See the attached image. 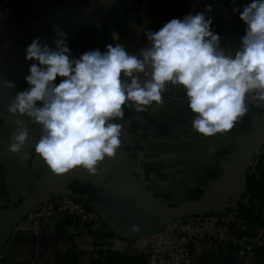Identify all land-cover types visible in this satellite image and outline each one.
I'll list each match as a JSON object with an SVG mask.
<instances>
[{"label": "clouds", "instance_id": "clouds-1", "mask_svg": "<svg viewBox=\"0 0 264 264\" xmlns=\"http://www.w3.org/2000/svg\"><path fill=\"white\" fill-rule=\"evenodd\" d=\"M231 4L245 25L234 51L222 46L213 27L212 4L157 31L143 30L148 43L138 52L110 43L74 56L59 24L51 45L35 37L25 48V62L31 61L27 87L17 91L14 81L0 76V90L9 98L2 111L15 117L9 152L25 149L27 118L40 136L21 161L34 152L54 175L76 169L95 175L122 148L124 123L116 121H124L125 109L160 107L177 88L193 114L191 132L204 138L229 133L249 112V98L264 104V0Z\"/></svg>", "mask_w": 264, "mask_h": 264}, {"label": "crops", "instance_id": "crops-1", "mask_svg": "<svg viewBox=\"0 0 264 264\" xmlns=\"http://www.w3.org/2000/svg\"><path fill=\"white\" fill-rule=\"evenodd\" d=\"M140 1L143 8L138 11L133 7L134 11L128 14L123 32L137 47H144L148 42L143 30H152L163 20L169 0ZM245 2L248 0H237V4ZM86 3L90 4L88 0L82 2L79 7L68 11L61 18L62 21L57 23L67 33L68 39H77L82 26L101 13L92 14L89 10L94 8L88 9ZM7 5L9 14L13 15L8 1ZM103 7L106 8V6ZM210 15L212 18L215 16L213 12ZM137 18L140 23L136 21ZM239 20V16H225L222 22L224 25L217 24L219 26L217 32L222 40L226 37L224 31L237 30L240 25L244 33L245 25ZM19 33V25L6 27L0 31V54ZM54 36L52 28L45 35L39 34L37 37L46 39L51 45ZM30 64L31 61L25 62V49H23L16 59L15 67H10L14 71L8 79L18 80L20 84L26 83L24 77L28 74ZM59 79L57 78V83ZM179 92L177 96L165 99L164 105L160 107L134 113L132 125L129 124L126 129L124 128L122 144L129 151H133L131 156L134 161L143 162L145 190L153 197H165L176 203L189 201L188 193L192 189L199 188L205 193L204 188L215 185L224 172L217 164V155L222 154V157L228 160L239 153L240 141L247 136L250 126V119L248 120V116H245L233 130L224 135L217 134L212 138H204L195 134L190 131L193 114L187 109V99L183 89L179 88ZM8 101L9 98L0 90V108H3ZM4 119H1L2 123H0L1 127L5 128V134L0 136V182L9 196V199L4 200L9 203V201L14 202L16 196L20 197L28 193L33 185H37L42 169L47 166L36 153L29 156L27 160L20 159V156L27 152L28 147L34 148L38 141L31 130L22 153L13 155L9 152L10 136L15 129L12 121L15 117L4 116ZM186 121L188 123H184ZM210 146L214 147L211 153L208 151ZM72 181L80 184L89 183L93 188L100 189L98 199L88 195L89 200L101 211L109 232L117 239L115 248L117 251L132 255V239L152 232L158 223L155 217L147 214L130 199L115 181H107L98 174L89 175L85 170L76 172L70 182ZM67 187L69 188L68 184ZM133 225L139 227L137 232H131ZM46 227L41 255L37 256L36 241L31 233L0 224V264H56L57 257L71 248H75L79 253L77 264H91L92 260L100 255L92 233L85 225L75 222L74 219L70 223L51 220L47 222ZM235 252L236 249L233 247L224 251L218 249L209 251L208 248H203L199 256L195 258L194 264H264L263 251L258 252L251 261L239 260Z\"/></svg>", "mask_w": 264, "mask_h": 264}, {"label": "built area", "instance_id": "built-area-1", "mask_svg": "<svg viewBox=\"0 0 264 264\" xmlns=\"http://www.w3.org/2000/svg\"><path fill=\"white\" fill-rule=\"evenodd\" d=\"M30 1L35 3L36 8L34 11L30 12L29 17L25 20L15 18L13 15L9 14L7 1L0 2V31L6 27L19 25L21 32L22 29L34 20V14L39 17L63 0ZM88 1L94 4V1L101 3V8H94L96 12L101 13H99L97 17L95 16L94 20L89 22L98 27L102 26V22L110 24L111 19L107 11L111 7H116L119 12L123 11L120 1L118 0L106 8L103 7V0ZM177 1L178 0H169L167 2L168 9L166 10L165 16L163 20L152 29L153 31L159 30L164 23L172 18H182L188 13L194 14L195 12L203 11L207 4H212L213 6V13L215 14V16H213V27H215L216 31L219 30L217 24L224 25L222 22L225 16H239L232 12V4L229 0H184L187 5V10L182 15H178L174 8V4ZM140 2V0H124V3H126L128 7H135L138 11L143 8V4ZM239 22H241V20H239ZM110 32V38H112L113 42L125 45L129 52H138L140 48L143 47H137L132 40L126 37L123 30L112 27ZM224 34L226 37L224 40H222L221 37L222 46L234 51L235 46L238 45L240 37L244 33H242L240 25L239 29L230 32L226 30ZM76 40V44L71 49L74 54H80L94 48L86 46L80 39ZM83 47H85L84 51H82ZM178 93H180L179 88L174 89L173 92L166 94L165 99L173 98L177 96ZM247 103L249 112L246 116H248V120L250 119L249 123L251 125L256 118L264 115V104H258L257 101L250 98ZM134 113H136L134 110L125 109L124 121L117 120L116 122L124 123V128L126 129L127 125H132ZM122 147L127 149V147ZM127 151L131 156L133 151H129L128 149ZM261 154H264V141L254 157H258ZM235 155L227 160L225 157H222V154H218L217 164L219 162L229 163ZM131 160L134 166L136 180L145 190L143 162L139 163L140 161H138L137 163L132 159V156ZM218 166L220 165L218 164ZM245 192L246 184H243L239 187L238 194H233V196L227 198L218 207L207 213L158 222L152 232L132 239V255L143 257L145 259V264H194L195 258L199 256L203 248H208L209 251L213 249L224 251L229 247H233L236 249L235 254L239 260H253L258 252H264V223L253 227L241 214L242 205L246 206L248 204L247 200L243 198ZM152 198L156 203L164 207L177 205L176 202L170 201L165 197L152 196ZM1 201H4V203ZM4 204L10 206L9 203H6L4 199L0 198V207L2 208ZM10 207L14 209L13 206ZM94 207L88 195H76L67 187L53 194L44 203L30 212L15 226V229L31 233L34 236L36 241V254L39 256L41 255L42 241L47 230V222L51 220L61 222L67 218L73 217L75 222L85 225L92 233L98 251L115 250L117 239L113 236H107L109 233L108 226ZM256 208L258 209V207ZM262 214L264 219V209L262 210Z\"/></svg>", "mask_w": 264, "mask_h": 264}, {"label": "water", "instance_id": "water-1", "mask_svg": "<svg viewBox=\"0 0 264 264\" xmlns=\"http://www.w3.org/2000/svg\"><path fill=\"white\" fill-rule=\"evenodd\" d=\"M87 0H63L56 4L53 8L48 10L43 15L37 17L30 22L22 31L14 37L10 43L4 48L0 54V76L14 61V59L21 53V51L44 29L54 25L58 19L64 16L68 11L78 6ZM120 1V0H118ZM117 1V3H118ZM116 3V4H117ZM88 24V23H87ZM86 24V25H87ZM90 24V23H89ZM113 43L110 38L108 44ZM17 85H20L18 80H13ZM29 130H31L39 139L40 130L36 125L31 124L25 118ZM5 134V128L1 127L0 136ZM264 141V115L259 116L249 126L247 136L244 137L241 143V150L236 166L225 183L209 198L204 196L196 201H189L188 203H180L171 207H164L156 203L152 196L144 190L137 182L134 174V166L127 149L121 148L117 150L116 158L119 167L114 164L111 169L113 172L121 171V177L127 187L128 196L132 199L143 211L155 217L158 222L163 220H175L179 218H187L207 213L218 207L227 198L233 196L235 192L246 184V176L252 159ZM238 154V153H237ZM236 154V155H237ZM235 155V156H236ZM234 156V157H235ZM220 167L224 170L228 168V163L219 162ZM82 169L72 170L67 174L57 176L52 175L46 184L42 186L36 185L34 192L24 200L18 203V206L13 209H4L0 207V224L15 227L22 221L30 212L44 203L49 197L56 192L67 188V184L73 178L76 172ZM86 179H89L86 177ZM41 180V179H40ZM218 181V180H217ZM15 197V201L19 199ZM101 215L98 207H94Z\"/></svg>", "mask_w": 264, "mask_h": 264}, {"label": "trees", "instance_id": "trees-1", "mask_svg": "<svg viewBox=\"0 0 264 264\" xmlns=\"http://www.w3.org/2000/svg\"><path fill=\"white\" fill-rule=\"evenodd\" d=\"M8 1V4L13 10V16L21 20H25L29 17L30 12L34 11L36 5L30 0H0V2ZM123 8L122 12H119L116 7H111L107 14L111 19L110 24L102 22V26L98 27L95 24H85L79 30L77 39L82 40L86 46L94 48H100L105 50V45L108 44L111 36L110 29L112 27L124 30L128 19V14L134 11V8L128 7L124 2H120ZM174 8L178 15H182L187 10V5L184 0H178L174 4ZM36 19L37 15H33ZM138 23V18L136 19ZM77 40L75 38L68 39L69 47H74ZM82 48V51H84ZM27 87L26 83L17 86V91L23 90ZM1 127V124H0ZM70 183V184H69ZM68 186L76 195H89L91 198L98 199V193L100 189L93 188L91 184H80L77 181L69 182ZM189 201L199 200L204 196V191L199 188L192 189L189 193ZM0 198L9 199L8 193L0 182ZM243 198L247 200V205L241 207V214L249 221L254 227L264 223L262 210L264 209V154L254 157L251 161L246 176V192L243 194ZM258 207V209L256 208ZM72 218H67L62 223L72 222ZM107 236H113L112 233H108ZM79 253L75 248L69 249L66 253L57 257L56 264H77ZM91 264H145L143 257H136L127 253H122L117 250L100 251V255L92 260Z\"/></svg>", "mask_w": 264, "mask_h": 264}, {"label": "bare ground", "instance_id": "bare-ground-1", "mask_svg": "<svg viewBox=\"0 0 264 264\" xmlns=\"http://www.w3.org/2000/svg\"><path fill=\"white\" fill-rule=\"evenodd\" d=\"M116 0H104L102 2L103 6H109L111 4H114ZM81 5V4H80ZM76 7H79L76 6ZM74 7V8H76ZM72 10V9H71ZM68 13V12H67ZM66 13V14H67ZM63 17V16H62ZM61 17V18H62ZM58 19L57 22H55V24L59 23L60 21H62V19ZM54 24V25H55ZM53 28V25L47 27L46 29H44L43 31H41L39 34H42L45 35L48 31H50L51 29ZM38 34V35H39ZM37 35V36H38ZM36 36V37H37ZM30 44V43H29ZM26 48V47H25ZM24 48V49H25ZM22 52V51H21ZM18 57V56H17ZM17 57L14 59V61L10 64V66H8V68L6 69V71L4 72L3 76L4 78L8 79L10 77V74L13 73L14 69H10V67L13 66V68L15 67V62H16V59ZM238 158H239V153L232 159L230 160V162L228 163V168L226 170H224L223 172V175L220 179H218V181H216L215 185L211 186V187H208L207 189H205V197L206 198H209L210 196H212L226 181V179L230 176V174L232 173V171L234 170L235 166H236V163L238 161ZM111 161H115V163L117 162L118 163V160L116 158V156L114 158H110ZM118 167H119V164H117ZM100 169H103L102 171H98V175L102 176L103 179L107 180V181H110V182H114L116 183V185L118 187H120L121 189H123L127 194H128V191H127V187L122 179V177L120 178H116V177H119L121 176V171L119 172V174L117 173H113L111 171V169L109 168V170L106 168V165L104 162H102L100 164ZM111 167V166H110ZM53 175V173L48 169V171L46 172V174L41 178V180L38 182V186H42L43 184H46L47 181L49 180V178ZM32 192H28V195L30 196ZM239 191H237L234 195L238 194ZM28 196V197H29Z\"/></svg>", "mask_w": 264, "mask_h": 264}, {"label": "rangeland", "instance_id": "rangeland-1", "mask_svg": "<svg viewBox=\"0 0 264 264\" xmlns=\"http://www.w3.org/2000/svg\"><path fill=\"white\" fill-rule=\"evenodd\" d=\"M91 1V0H90ZM104 1V0H103ZM121 1H123L124 2V0H120V2ZM129 1V0H128ZM95 2V4L94 3H92V2H89L90 4H87L86 3V6L88 7V9H92V8H101L102 6H101V3H99L98 1H94ZM126 4V3H125ZM87 9V8H86ZM85 9V10H86ZM87 9V10H88ZM94 10V9H93ZM89 10L92 14H95L96 13V11L94 10ZM91 14V15H92ZM93 16V15H92ZM2 109L3 108H0V117H3L4 118V113H3V111H2ZM9 116H11V115H9ZM3 118H1V119H3ZM0 119V123H2V120ZM2 125V124H1ZM34 154V152L31 154V155H33ZM30 155V156H31ZM104 163H105V165H106V168L109 170V168L111 169L112 168V166L114 165V164H116V166H117V162L115 163V161L113 160V161H111L110 160V158H105V160L103 161ZM111 166V167H110ZM118 167V166H117ZM113 169H111V171H112ZM48 171V168L47 167H45L44 169H42V172H41V174H40V177H39V179L38 180H40L45 174H46V172ZM113 172V171H112ZM119 172H120V170L118 171V172H113V173H117V174H119ZM121 176H119V177H116V178H120ZM44 185V184H43ZM36 188V185H33L31 188H30V190L28 191V192H34V189ZM206 188H204V190H205ZM27 196H29L28 195V193H25L23 196H20V198L19 199H17V201L15 202H12V201H9V204H10V206H13L14 207V209L18 206V203L21 201V200H24V198H27ZM2 203H4V201H1ZM189 201H187L186 203H188ZM180 203H184V201H180V202H177V205L178 204H180ZM3 205V204H2ZM10 206H8V204H4V206H2V208H4V209H9V210H13ZM8 207V208H7ZM156 226V225H155Z\"/></svg>", "mask_w": 264, "mask_h": 264}]
</instances>
